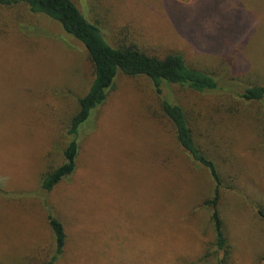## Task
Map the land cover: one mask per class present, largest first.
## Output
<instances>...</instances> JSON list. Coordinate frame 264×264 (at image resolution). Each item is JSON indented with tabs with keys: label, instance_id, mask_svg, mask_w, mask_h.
<instances>
[{
	"label": "rangeland",
	"instance_id": "obj_1",
	"mask_svg": "<svg viewBox=\"0 0 264 264\" xmlns=\"http://www.w3.org/2000/svg\"><path fill=\"white\" fill-rule=\"evenodd\" d=\"M71 1L111 46L179 53L217 77L215 93L169 91L235 188L219 208L228 264H264V102L241 98L264 87V0ZM93 79L87 50L58 23L0 5V264H200L215 243L204 207L214 184L180 147L146 77H117L77 136L75 173L42 189V174L65 162ZM49 215L67 236L55 263Z\"/></svg>",
	"mask_w": 264,
	"mask_h": 264
},
{
	"label": "trees",
	"instance_id": "obj_2",
	"mask_svg": "<svg viewBox=\"0 0 264 264\" xmlns=\"http://www.w3.org/2000/svg\"><path fill=\"white\" fill-rule=\"evenodd\" d=\"M24 4L33 14H41L58 23L63 31L80 42L88 52L94 71V79L88 93L79 100L78 112L72 117L68 135L75 138L63 151L64 164L41 176V187L51 192L62 181L71 177L76 171L79 155V136L81 128L92 118L95 110L108 99L119 75L129 78L146 77L157 93L162 97V111L172 123L180 147L191 158L197 170L205 169L214 184L213 192L204 207L211 210V225L215 243L211 244L202 257L200 264H210L212 256L222 254V260L216 264H228L232 248L228 242L220 205L223 190L235 189L226 182L223 163L204 148L197 140L195 130L184 108L174 99L169 90L177 86L196 93H215L220 88L216 76L203 70L191 67L179 53H170L164 57L151 56L135 46H111L104 38L101 29L92 24L80 12L71 0H0V5L14 7ZM241 98L248 103L264 102V87L247 88ZM259 215L264 220V211ZM48 223L55 237V263L63 254L66 245V233L63 224L49 215ZM199 264V262L197 263Z\"/></svg>",
	"mask_w": 264,
	"mask_h": 264
}]
</instances>
